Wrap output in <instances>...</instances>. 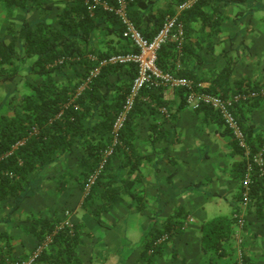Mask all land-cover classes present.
Wrapping results in <instances>:
<instances>
[{
    "label": "crops",
    "instance_id": "0c3cea01",
    "mask_svg": "<svg viewBox=\"0 0 264 264\" xmlns=\"http://www.w3.org/2000/svg\"><path fill=\"white\" fill-rule=\"evenodd\" d=\"M42 1L45 8L50 6L51 20L67 0ZM214 9L220 24L214 33L208 29L210 35H202L203 43L195 47L188 64L193 70L189 79L197 90L210 92L219 82V73L229 65L232 75L223 79L228 95L237 91L236 82L263 86V0H217L206 7L208 12ZM39 17L40 10L23 15L0 1V38L8 43V26L18 29L24 19L31 22ZM195 35L198 41L199 33ZM101 42L98 39L97 47L104 52L132 51L131 44L121 38L109 36ZM65 72L70 77L74 74L73 69ZM19 78L16 90L9 83L0 85V114L7 113L4 103L8 93L18 97L29 93V77L21 73ZM131 80L125 70L114 75L111 82L115 86L108 90L105 101L113 100ZM184 96L169 88L140 92L129 136L123 139L127 148L114 155L110 171L115 176L112 188L119 194L106 198L109 209L99 220L82 207L86 194L78 164L88 158V152L74 143L41 172L44 181L34 196L24 199L15 210L13 201H0V227L9 228V233L0 231V249L25 259L41 240L38 234L44 219L53 225L69 220L77 232L75 250L80 264H236L239 253L243 264H264V205L243 206L239 201V163L246 158L235 150L215 115L205 108L192 111ZM251 102L242 104L239 111L264 139V100L257 101L254 108ZM100 121V117L90 116L84 124L97 127ZM210 206L213 208L206 210ZM237 210L244 226L234 225L232 239L218 250L207 247L209 224L233 217ZM187 218L194 220L191 227L173 233L167 243L152 254L148 252L162 231Z\"/></svg>",
    "mask_w": 264,
    "mask_h": 264
},
{
    "label": "trees",
    "instance_id": "16d2710c",
    "mask_svg": "<svg viewBox=\"0 0 264 264\" xmlns=\"http://www.w3.org/2000/svg\"><path fill=\"white\" fill-rule=\"evenodd\" d=\"M0 1L23 15L35 9L40 10L38 19L31 22L24 19L18 29L8 26L7 35L11 37L8 43L0 38V85L9 83L16 90L20 82L19 75L23 73L24 77L26 75L29 77L26 81L29 93L22 97L8 93L4 103L7 113L0 114V201H13V210H15L24 199L34 196L39 191V184L44 181L41 172L56 161L59 155L67 152L74 143L88 152V158L80 160L78 164L79 181L85 191L89 176L97 169L103 152L111 144L112 124L136 76V67L134 65L104 66L99 74L79 92L89 71L97 64L91 61L90 57L101 60L114 54H122L108 50L104 52L97 47L98 39L103 43L109 36L125 40L122 37V24L114 13L105 10L101 5L89 11L92 0H67L63 9L50 20L47 12L50 6L45 8L42 0ZM100 1L110 9L119 7L117 0ZM122 1L127 18L146 40H152L157 35L167 16L177 17V22L182 27L180 51L176 42H166L157 52L156 66L161 72L169 73L176 78H192L193 70L188 68V64L192 61V56H195V47L199 48L203 43L202 35H210L208 29L214 33L220 24V20L214 14L216 9L213 12L206 10V7L217 0H197L191 7L182 11H179V7L187 0ZM198 33L199 38L196 41L195 34ZM70 69L74 72L72 77L65 72ZM122 70L132 77L131 82L127 83V86L126 84L121 86V91L113 100L105 101L108 90L115 86L111 78L119 75ZM231 75L232 66L227 65L219 73L220 79L215 83L214 90L207 93L221 92V96L228 98L239 92L264 89V83L260 86V84L236 82L237 91L228 95L227 82L224 80L230 79ZM102 89L105 90L104 93ZM152 90L154 89H143L142 93ZM179 91L186 95L183 89ZM183 100L185 102V96ZM259 100L264 99L248 100L236 105L233 110L244 134L246 147L250 150V159L264 145V139L259 134L256 135L253 130L254 125L247 123L239 109L242 104L251 101V107H257L255 103ZM137 107L135 103L128 115L121 132V145L115 147L94 184L87 193L85 192L86 197L82 207L96 220H99L101 213L109 209L110 204L106 198L116 197L119 194L116 188H112L115 176L111 175L110 171L113 168L114 155L119 151L124 152L127 148L124 137L127 134L129 136L127 130L130 132V122L135 117L134 112ZM208 110L223 126L220 117L212 110ZM90 116L93 119L100 117L101 121L97 127L86 128L84 122ZM226 132L232 138L235 150L244 154L231 133L228 130ZM96 137L99 139L96 140ZM103 139L105 142L101 143ZM246 163V159L239 163L237 176L241 202L243 191L241 182ZM248 195L250 203L256 208L264 205V161L261 168L254 166ZM103 198L106 202L102 201ZM97 200L100 201L99 205L95 203ZM238 216L237 210L233 217L210 223L206 246L218 250L223 243L232 239ZM183 224L174 223L162 231L154 238L148 252L152 251V254L161 245L167 243L173 233L182 230ZM55 226L45 219L40 223L39 243ZM165 234L168 235V240L153 249V242ZM77 242L75 227L72 233L68 229H63L56 234L50 247L34 264H80L75 250ZM7 258L21 260L11 256L4 248L0 249V264H4Z\"/></svg>",
    "mask_w": 264,
    "mask_h": 264
},
{
    "label": "built area",
    "instance_id": "2783aa9c",
    "mask_svg": "<svg viewBox=\"0 0 264 264\" xmlns=\"http://www.w3.org/2000/svg\"><path fill=\"white\" fill-rule=\"evenodd\" d=\"M117 1L119 4L117 9H110L100 0H92L88 9L89 11H92L96 6L101 5L105 10L113 12L122 24V37L131 44L132 51L122 54H114L101 60L90 57V60L97 64L89 71L85 83L79 89V92L99 74L102 67L107 65H134L136 67V76L131 83L127 96L125 97L119 112L115 115L111 129V145L103 152L97 169L89 176L85 192L87 193L94 184L107 159L113 154L115 147L121 145V132L125 127L128 115L132 111L136 100L139 98L140 92L143 89H183L186 93L185 104L192 111H199L201 108L205 107L215 112L220 117L225 129L231 133L234 140L238 143V146L244 151L243 153L247 163L241 186L243 188L242 204L243 206H247L250 203L248 187L251 184V175L254 166L261 168L263 165L264 145H262L259 151L254 153L250 159V150L246 147L244 134L233 114V110L236 105L248 100L256 98L264 99V89L239 92L228 98H224L220 94H211L197 90L194 82L189 79L176 78L169 73L161 72L156 66L157 52L161 46L166 44L168 41H174L177 43L178 51H180L181 48L182 27L178 24L177 17L167 16L157 35L152 40H146L134 27L133 23L127 18L124 2L122 0ZM196 1L197 0L185 1L180 5L179 11L188 9ZM66 214L68 215V213ZM188 223H192L191 218L186 219L182 227L183 230L186 228ZM243 226V217L239 215L237 217V227L241 229ZM63 229H68L70 233H72L73 225L69 222V220H65L64 222L57 224L54 229L47 234L40 243L37 244L27 258L22 260H10L7 258L5 259L4 264H34L38 257L50 247L56 234ZM167 240V234L161 236L153 242V248L161 245ZM151 252L152 251H150V253ZM236 264H243L241 253L238 255Z\"/></svg>",
    "mask_w": 264,
    "mask_h": 264
},
{
    "label": "rangeland",
    "instance_id": "374dc122",
    "mask_svg": "<svg viewBox=\"0 0 264 264\" xmlns=\"http://www.w3.org/2000/svg\"><path fill=\"white\" fill-rule=\"evenodd\" d=\"M263 4H264V0H263ZM242 203V202H241ZM240 206H241V204H240ZM213 207L212 206H210V207H207V209L206 210H210V209H212ZM188 219V218H187ZM193 219H192V223H188V225L191 227L192 225H193ZM3 226V227H2ZM1 227H0V231H3V232H6V233H9V228L7 227V226H4V225H2ZM95 232H97V233H99V232H101V231H98V230H96L95 229Z\"/></svg>",
    "mask_w": 264,
    "mask_h": 264
}]
</instances>
